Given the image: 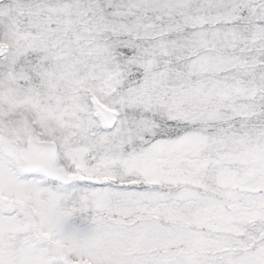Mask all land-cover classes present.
Masks as SVG:
<instances>
[{
    "label": "snow or ice",
    "instance_id": "6c2138e0",
    "mask_svg": "<svg viewBox=\"0 0 264 264\" xmlns=\"http://www.w3.org/2000/svg\"><path fill=\"white\" fill-rule=\"evenodd\" d=\"M0 264H264V0H0Z\"/></svg>",
    "mask_w": 264,
    "mask_h": 264
}]
</instances>
